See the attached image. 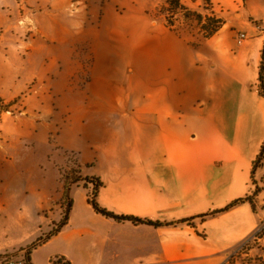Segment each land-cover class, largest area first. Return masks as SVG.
I'll list each match as a JSON object with an SVG mask.
<instances>
[{
	"label": "crops",
	"instance_id": "1",
	"mask_svg": "<svg viewBox=\"0 0 264 264\" xmlns=\"http://www.w3.org/2000/svg\"><path fill=\"white\" fill-rule=\"evenodd\" d=\"M69 1L60 5L64 12ZM140 1L109 0L92 18L96 99L114 106L102 113L108 126L98 139L103 154L95 158L105 168L59 192L56 205L63 211L56 209L52 220L61 221L68 201V223L32 252L33 264H53L56 257L70 264H224L264 221V169L254 176L257 196L252 180L264 144V0H210L223 26L208 39L168 27L153 13L162 0ZM179 1L201 6V0ZM84 3L76 6L75 24L64 14L70 29L90 23L84 13L91 5ZM5 17L0 12V32L8 26ZM240 34L247 37L241 45ZM10 41L6 32L2 43L9 48ZM39 45L36 38L27 49L36 53ZM15 46V54L26 47ZM8 63L0 58L1 83ZM128 132L134 137H125ZM94 191L102 209L163 225L136 226L97 214L88 199ZM244 198H253L255 210L244 202L199 219ZM190 219L191 225L181 223ZM260 242L264 246V238Z\"/></svg>",
	"mask_w": 264,
	"mask_h": 264
},
{
	"label": "rangeland",
	"instance_id": "2",
	"mask_svg": "<svg viewBox=\"0 0 264 264\" xmlns=\"http://www.w3.org/2000/svg\"><path fill=\"white\" fill-rule=\"evenodd\" d=\"M81 1H69L66 12L60 7L63 0H7L6 7L0 4L8 22L0 32V58L9 62L8 75L3 83L0 80V264L11 259L24 261L28 249L55 228L58 223L52 219L55 210L63 208L56 203L62 201L59 192L65 185L105 168L95 158L103 154L98 151L102 144L98 139L108 126L102 113L114 106L96 99L98 87L92 69L98 38L91 21L109 0H84L85 7L91 5L84 13L90 23L87 28L70 29L64 14L75 24L76 6ZM164 3L162 0L153 13L166 23L174 22L171 29L176 32L202 37L200 29L189 26L184 12L161 13ZM187 8L204 18L217 17L203 0L200 7ZM54 17L55 27L50 26ZM6 32L9 48L2 43ZM36 38L39 52L33 53L27 47ZM16 41L26 46L22 53H14ZM125 137L134 135L128 132ZM12 186L23 189L15 193ZM50 195L51 199H43ZM22 246L29 247L20 250Z\"/></svg>",
	"mask_w": 264,
	"mask_h": 264
},
{
	"label": "trees",
	"instance_id": "3",
	"mask_svg": "<svg viewBox=\"0 0 264 264\" xmlns=\"http://www.w3.org/2000/svg\"><path fill=\"white\" fill-rule=\"evenodd\" d=\"M204 3H206L207 6H211L210 0H203ZM161 13L164 14V12L168 13H178L179 11L182 13L184 12V17L186 19H190L189 26L192 29H200L202 33V39H208L216 35L220 29L223 26V20L217 17H206L204 18L201 14L198 13H192L186 6H184L179 0H165L164 6L162 7V10H160ZM209 11V10H208ZM168 26L171 28L174 26V22L168 20L167 21ZM260 94L264 97V57L261 62L260 66ZM259 169H264V144L262 146L261 152L256 159V161L253 164V173H252V180L253 183L256 185L255 190V196H257L261 192V188L259 185L255 182L254 176L255 173ZM92 181H95V184L99 186V183L96 181V179H93ZM71 183L75 184L77 181L73 180ZM261 183H264V177L261 180ZM96 192L94 191L92 194H88L89 203L94 209V211L97 214H100L108 219L114 220L116 222H128L133 225H147L152 227H160L163 224H160L158 222H153L146 219H140L134 216H119L116 215L110 211H107L105 209H102L97 201H96ZM244 202H250L255 210V205H253V198H244L237 201L232 202L225 208L214 211L205 215H202L199 217L201 221H204L205 219L209 217H213L217 214L226 212ZM69 203H71V200H69ZM66 209L63 212V216L61 221L56 224L55 228L52 229L48 235L43 237L39 240L38 244L32 245L28 251L24 254L23 258L24 261H22L23 264H33L31 259V254L34 250H36L38 247L43 245L45 242L51 240L53 237H55L60 231L67 225L69 220V214L71 211L70 204H67ZM193 219L185 220L181 222L182 224H192ZM167 225H173V224H167ZM264 238V221L260 225V231L257 232L255 235L247 239L245 242H243L241 245H239L234 251L228 256L227 261L224 264H264V246L261 244V240ZM13 260V259H11ZM9 261V260H8ZM7 264V262H5ZM53 264H70L69 261H67L64 257H56L53 260Z\"/></svg>",
	"mask_w": 264,
	"mask_h": 264
},
{
	"label": "built area",
	"instance_id": "4",
	"mask_svg": "<svg viewBox=\"0 0 264 264\" xmlns=\"http://www.w3.org/2000/svg\"><path fill=\"white\" fill-rule=\"evenodd\" d=\"M246 39H247V37H246L245 34H240V35L238 36L237 42H238L239 45H241V44L244 43V41H245ZM259 231H260V227H259L258 230L255 232V234H256L257 232H259ZM255 234H254V235H255ZM7 264H22V262H17V261H15V260H10V261L7 262Z\"/></svg>",
	"mask_w": 264,
	"mask_h": 264
}]
</instances>
